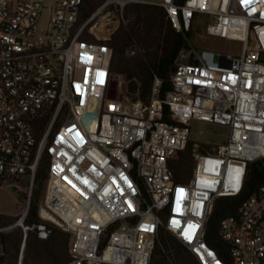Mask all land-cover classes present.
<instances>
[{"label":"built area","instance_id":"obj_1","mask_svg":"<svg viewBox=\"0 0 264 264\" xmlns=\"http://www.w3.org/2000/svg\"><path fill=\"white\" fill-rule=\"evenodd\" d=\"M131 4L161 8L177 33L205 15L204 35L227 39L239 21L238 52L185 51L170 89L160 97L154 76L142 100L136 79L110 70ZM191 121L224 128L223 142L191 141ZM189 141L192 173L176 183L169 163ZM43 154L39 222L13 226L39 240L68 233L67 264H148L160 227L196 264H221L203 239L212 204L237 196L264 157V0H0V181L31 187ZM219 233L231 264H264V184Z\"/></svg>","mask_w":264,"mask_h":264},{"label":"trees","instance_id":"obj_2","mask_svg":"<svg viewBox=\"0 0 264 264\" xmlns=\"http://www.w3.org/2000/svg\"><path fill=\"white\" fill-rule=\"evenodd\" d=\"M183 2L184 0H178ZM196 17V16H195ZM194 17V18H195ZM126 22L113 35L108 43L112 51L110 70L113 73L128 75L139 82V94L145 100L150 91L153 77L160 80L159 96L170 89V74L174 61L185 51H189L192 29L187 32H175L166 20L164 11L155 6L131 4L125 10ZM194 21V19H193ZM192 21V24H193ZM135 51L127 56L128 50ZM186 62H194L186 60ZM47 122L44 116L35 129L39 139L43 126ZM192 142L178 152L169 163L174 182L189 180L193 169L191 156ZM47 156L42 155L35 173L32 192L27 211L22 221L23 226L39 222L37 208L43 197L47 179ZM264 184V157L247 164L242 190L237 196L216 198L205 223L204 242L216 253L221 264H231L228 245L219 233L220 222L236 214L239 205L255 195ZM19 200V195L16 192ZM14 220L17 217L13 218ZM19 244L24 243V256L20 264H67L71 237L56 227H50V234L45 240L37 239L35 233L20 231L0 234V264L8 255V246L13 237ZM29 253V254H28ZM18 247L10 257L16 264ZM27 254L29 260H27ZM6 262V261H5ZM148 264H196L191 255L163 227L156 233Z\"/></svg>","mask_w":264,"mask_h":264},{"label":"rangeland","instance_id":"obj_3","mask_svg":"<svg viewBox=\"0 0 264 264\" xmlns=\"http://www.w3.org/2000/svg\"><path fill=\"white\" fill-rule=\"evenodd\" d=\"M52 0H44L47 6ZM48 18L46 12L40 16L37 26L43 27ZM208 17L205 15H197L194 18L192 24V34L190 39V50H213L225 54H236L239 49L240 39L243 36V25L236 20L231 21L229 26L228 38L218 39L207 37L204 35V25L208 23ZM133 50V49H132ZM130 50L126 52L128 55ZM134 51V50H133ZM135 53V51H134ZM129 77L128 75H124ZM225 129L217 126H210L202 122L191 121L189 129V139L197 144H203L209 142L212 144H221L224 140ZM33 185L30 187L27 183L17 181L15 179H9L6 182L0 181V234L15 233L20 231L25 237V233L21 226H13L18 221H23L25 217V209L28 205V201L32 192ZM19 195V200L16 195ZM17 217L16 220L13 218ZM13 226V227H11ZM11 227V228H10ZM17 236L14 235L13 240L8 246V255L2 264H10V257L18 247V254L16 264H20L24 256V243L20 244L15 241ZM29 254V253H28ZM27 254V260L29 256Z\"/></svg>","mask_w":264,"mask_h":264},{"label":"water","instance_id":"obj_4","mask_svg":"<svg viewBox=\"0 0 264 264\" xmlns=\"http://www.w3.org/2000/svg\"><path fill=\"white\" fill-rule=\"evenodd\" d=\"M136 83L134 81H129L127 84H126V90L129 92V93H135L136 92Z\"/></svg>","mask_w":264,"mask_h":264}]
</instances>
